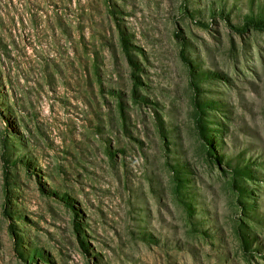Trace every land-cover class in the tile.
Wrapping results in <instances>:
<instances>
[{"label": "rangeland", "instance_id": "obj_1", "mask_svg": "<svg viewBox=\"0 0 264 264\" xmlns=\"http://www.w3.org/2000/svg\"><path fill=\"white\" fill-rule=\"evenodd\" d=\"M0 264H264V0H0Z\"/></svg>", "mask_w": 264, "mask_h": 264}]
</instances>
